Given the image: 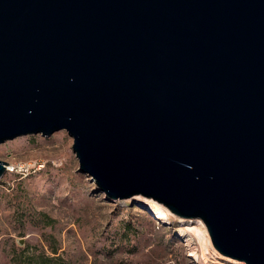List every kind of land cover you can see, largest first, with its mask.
Instances as JSON below:
<instances>
[{"label": "water", "instance_id": "obj_1", "mask_svg": "<svg viewBox=\"0 0 264 264\" xmlns=\"http://www.w3.org/2000/svg\"><path fill=\"white\" fill-rule=\"evenodd\" d=\"M59 130L106 196L264 264V0H0V144Z\"/></svg>", "mask_w": 264, "mask_h": 264}, {"label": "rangeland", "instance_id": "obj_2", "mask_svg": "<svg viewBox=\"0 0 264 264\" xmlns=\"http://www.w3.org/2000/svg\"><path fill=\"white\" fill-rule=\"evenodd\" d=\"M66 130L0 144V264H246L219 253L201 219L165 222L143 196L111 199L79 170Z\"/></svg>", "mask_w": 264, "mask_h": 264}, {"label": "bare ground", "instance_id": "obj_3", "mask_svg": "<svg viewBox=\"0 0 264 264\" xmlns=\"http://www.w3.org/2000/svg\"><path fill=\"white\" fill-rule=\"evenodd\" d=\"M8 168L9 170L12 169L11 164L8 165ZM149 200L151 203L148 204L147 211L153 215V218L156 219V221L165 222L167 220V215L162 209V204L152 199Z\"/></svg>", "mask_w": 264, "mask_h": 264}, {"label": "trees", "instance_id": "obj_4", "mask_svg": "<svg viewBox=\"0 0 264 264\" xmlns=\"http://www.w3.org/2000/svg\"><path fill=\"white\" fill-rule=\"evenodd\" d=\"M46 261H48L46 258H43L38 262L39 264H46Z\"/></svg>", "mask_w": 264, "mask_h": 264}, {"label": "built area", "instance_id": "obj_5", "mask_svg": "<svg viewBox=\"0 0 264 264\" xmlns=\"http://www.w3.org/2000/svg\"><path fill=\"white\" fill-rule=\"evenodd\" d=\"M7 168H8V166H7ZM13 169H15V167H14V166L12 167V170H13ZM7 170H9V168H8Z\"/></svg>", "mask_w": 264, "mask_h": 264}]
</instances>
